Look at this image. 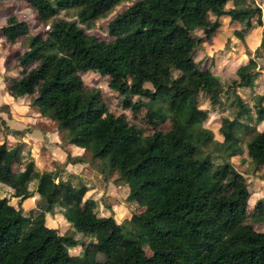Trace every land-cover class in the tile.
Returning a JSON list of instances; mask_svg holds the SVG:
<instances>
[{
  "label": "trees",
  "instance_id": "obj_1",
  "mask_svg": "<svg viewBox=\"0 0 264 264\" xmlns=\"http://www.w3.org/2000/svg\"><path fill=\"white\" fill-rule=\"evenodd\" d=\"M123 2L128 4L105 22L108 40L85 31L91 21ZM188 2L23 0L18 7L30 6L36 24L47 26L36 33L29 32L28 20L13 14L14 3L1 8L5 21L0 37L7 45L25 43L13 58V72L4 77L6 94L12 99L29 96L39 113L49 112L67 145L90 149V162L101 172L118 174L127 186L126 200L135 208L120 223L99 215L96 200L84 197L86 186L72 173L61 177L63 167L38 172L30 170L28 162L34 192L19 189L14 185L21 177L13 182L10 166L15 149L8 151L2 165L7 146L1 141L0 184L14 187L9 198L15 200L0 197V264H264V231L245 222L255 216L264 224V195L247 213L248 185L231 159L244 151L251 174L263 177L264 92L254 89L259 71L253 58H247L236 69L238 81L222 89L216 84V54H205L201 46L219 34L222 17L228 18V26L236 25V16L244 18V27L231 33L242 40L252 21L264 27V15L261 20L254 0H197L204 24L195 26L198 35L189 46L183 41L184 25L194 5ZM69 9L74 18L57 16ZM162 11L173 17L163 18ZM130 42L161 58L163 68L146 73L151 88L131 83L119 91L121 107L131 113L143 109L158 123L168 120L165 131L144 136L128 119L102 115L99 91L87 89L78 74L98 72L114 87L113 82L129 71L125 60ZM201 91L212 106L220 103V94H230L235 102L232 116L220 119L219 140L199 128L204 111L198 109L196 97ZM207 142L209 150L203 148ZM78 160L66 153L65 163ZM29 198L33 207L27 209L22 202ZM78 207L75 221L92 241L88 247L108 252L103 261H89L88 247L81 254L71 253L69 248L83 243H63L46 225L45 216ZM107 221L109 230L104 228Z\"/></svg>",
  "mask_w": 264,
  "mask_h": 264
},
{
  "label": "rangeland",
  "instance_id": "obj_2",
  "mask_svg": "<svg viewBox=\"0 0 264 264\" xmlns=\"http://www.w3.org/2000/svg\"><path fill=\"white\" fill-rule=\"evenodd\" d=\"M23 0H0V25L4 23L5 18L1 11L6 4L14 3L15 7L12 10L13 14L19 15L30 22L29 32L36 33L37 31H44L47 26L37 25L30 6H23L19 8V4ZM197 0H189L190 5H194L191 9V16L189 21L184 25L187 34L183 37L184 43L189 46L193 45L195 26L198 22L204 24V15L202 8L196 4ZM261 10V17L264 15V0H254ZM2 4L4 6H2ZM128 4L126 2L116 5L113 10L105 17H101L95 21H91L86 27L85 31L95 32L102 39L108 40L104 30L106 20L114 14L121 6ZM211 10H215L214 7ZM160 15L165 19H170L173 14L167 11L160 12ZM59 17L65 19L74 18V10L60 11ZM208 16H206L207 18ZM213 19L212 15L209 16ZM236 25L233 29H242L245 25V20L242 16L235 17ZM228 19L223 18L219 27L220 37L225 35H232V26L229 27ZM255 29V22L252 21L251 31L245 33L242 37L241 46L237 49L232 41L227 44L222 43L221 38L212 36L210 44L202 42L201 46L205 54L209 55L214 49L229 50L234 56L232 58L219 55L217 58L218 72L216 74V84L222 89H227L233 86V81H238L239 70H236L238 61L253 58L256 68L262 70L264 73V27L260 26L259 30ZM21 41V42H20ZM14 44H5L2 37H0V142L4 141L7 149L2 153V165L7 161V154L11 148L15 149L13 158L10 162L11 171L13 173V182L21 177V182L16 181L15 185L19 189H25L27 192H34L35 181L28 179L29 171L26 169L28 162L32 164L30 170L38 172L44 170H54L63 167L61 177H67V173H72L77 177L82 184L87 188L85 198L93 197L97 202V213L104 217L120 223L130 217V213L134 210V205L126 200L127 186L119 180L118 174L112 172L110 175L101 172L100 167L91 163L90 149L83 150L78 147L69 146L65 142L64 131L57 128V122L54 120L49 112L39 113L35 106L30 103L29 96H23L17 99H12L6 94V83L4 77L6 73L13 72L14 56H17L22 50L25 43L20 40ZM130 47L129 56L125 62L127 64L128 72H124L120 78L116 79L114 87L108 86V79L95 71H80L78 72L82 84L87 89H96L100 96V109L102 115L111 114L112 117L126 118L134 125L139 126L144 136L150 135L152 131H165L168 126V120L158 123L156 119H149L145 116L143 109H138L134 113L122 109L118 94L131 86V83H136L138 88H151V81L146 73L163 68L162 59L157 55L146 51L141 45L134 42L128 43ZM208 45H210L208 47ZM23 46V47H22ZM19 50V51H18ZM221 51V50H220ZM16 54V55H15ZM241 55L240 60H236L235 56ZM255 90L264 92V77H261L255 83ZM220 103L211 105L209 99L204 91L198 93L196 97L198 109L204 111V116L199 122V128L202 133L209 135L212 139H221L217 132L219 122L222 117H231L235 102L232 101V96L220 94ZM18 131V133H13ZM205 150L211 148V143L207 142L203 146ZM71 156L79 157L80 160L75 163H65L66 153ZM234 168L240 172L246 180L250 196L247 199L246 211L251 213L255 201L264 195V175L251 174L252 170L249 166V159L244 151L241 155L231 158ZM264 173V171H263ZM110 176V177H109ZM74 177L72 182H74ZM14 189L11 185L0 184V197L10 196ZM15 198H9L13 202ZM27 209L33 207V199L29 198L22 202ZM80 207L72 210L66 209L61 213L54 211L53 214L45 216L46 225L53 229V233L61 237L63 243L72 239L81 241V246L69 248V251L74 254H81L83 248L91 246L92 241L82 235V228L75 221V214ZM72 214V215H71ZM35 217V216H34ZM245 222L250 224L253 229L264 231V224L260 222L259 218L255 216H247ZM110 222L105 223L104 228L109 230ZM86 256L89 261L102 260L106 258L108 252H96L95 248H86Z\"/></svg>",
  "mask_w": 264,
  "mask_h": 264
},
{
  "label": "crops",
  "instance_id": "obj_3",
  "mask_svg": "<svg viewBox=\"0 0 264 264\" xmlns=\"http://www.w3.org/2000/svg\"><path fill=\"white\" fill-rule=\"evenodd\" d=\"M223 18H227V17H222L221 18V20L223 19ZM228 19V18H227ZM228 26V25H227ZM229 27H231V26H229ZM234 28V26H232V29ZM260 29V26H255V29L254 30H259ZM251 31V29L248 31V32H250ZM248 32H246V33H248ZM231 33H232V31H231ZM220 32H219V34L218 35H216V37L217 38H219L220 36ZM221 38V37H220ZM228 39V41H227V43L229 42V41H232L234 44H235V46H236V48L238 49L242 44H241V40H238V39H236L234 36H232V35H225V38L223 37V38H221L220 40L222 41V43H225V40L224 39ZM209 44H210V42H209ZM210 45H208V47H209ZM221 50V51H220ZM216 53H220L219 55H222V56H226V57H229V58H232L231 56H234L233 54H232V52H230L229 50L227 51V50H222V49H214L209 55H213V54H216ZM218 54H216V57L218 58L219 57V55ZM242 56L239 54V55H237V56H235V58H236V60H240V58H241ZM246 60L247 59H244V60H241V61H238L239 63H237V65H236V67L238 66V65H241V64H244L245 62H246ZM216 64H217V61H216ZM216 67H217V72H218V66L216 65ZM258 71H259V75H258V77L254 80V89H255V83H256V81H258L261 77H264V73H262V70H260L259 68H256ZM256 91V90H255ZM256 92H259V91H256Z\"/></svg>",
  "mask_w": 264,
  "mask_h": 264
}]
</instances>
